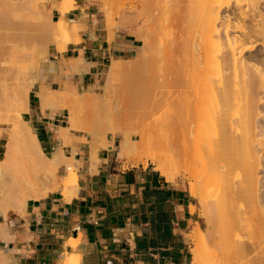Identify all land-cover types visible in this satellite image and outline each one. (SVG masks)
<instances>
[{"label":"bare ground","instance_id":"1","mask_svg":"<svg viewBox=\"0 0 264 264\" xmlns=\"http://www.w3.org/2000/svg\"><path fill=\"white\" fill-rule=\"evenodd\" d=\"M104 2L106 4L104 6H107L108 3ZM161 2L159 15L155 17L159 24L154 27L155 30L159 29V32L152 31V34L155 31L156 35L151 34L144 50L147 62L140 61L133 72L132 80L128 82L131 104L122 106V110L142 109L145 119L143 122L151 119L149 125L144 123L143 126L139 124L138 127H129L131 129L125 127L127 129L121 130L122 126L117 124L115 118V112H121L120 101H109L113 107L106 101L110 106L104 108L105 112L107 110L112 112L111 115L109 112L106 114L108 113L107 116L112 120L113 117L116 119L115 127H120L115 130V133L119 131L121 134L118 158L137 162L151 160L157 164L156 170L165 174L168 180L173 174L181 172L180 169L185 168L186 163L183 164L184 167L181 165L182 168L176 169L177 155L180 153L189 155L188 159L190 158L193 167L191 195L201 198L202 213L209 225L204 231L198 224L191 235L195 243L192 264H264V0H161ZM18 4L14 0H0V124L9 126L4 156L0 159V209L6 214L11 210L25 211L29 203L47 197L50 192L61 188L65 197L75 195L78 192V171L81 168V163L75 157L77 150L73 149L72 156L65 155L62 149L50 155L44 151L37 134L27 120L31 92L25 93V88L30 86L26 84L24 88L20 87L23 86L25 79L22 82L24 77L19 78L22 71L31 73L32 67V73H36L33 68L37 69L30 83L32 90L37 89L44 112L51 107L59 108L61 104L56 101H62L65 96L66 100L74 96L69 93L66 95L62 90L61 95H64L62 100H55L57 92L53 94L54 100L52 99L46 79L51 72L54 73L61 67L53 68L52 64L55 63L47 60L46 56L49 50L47 42L55 34L67 39L73 34L78 37L80 24L66 17L75 6V2L63 0L61 6L54 2L53 8L59 10L61 14L58 23L54 22L52 11L39 12L31 9L32 11L27 12ZM174 10L180 15L176 16V13L172 12ZM171 12L172 18L169 17ZM173 17L176 18L175 23ZM153 20L154 17L151 22ZM173 27L174 29L179 27L180 32L175 31L176 33H173L176 35L171 33L170 37V33H167ZM30 34L36 35L38 40H35V37L34 40L29 38ZM146 34L148 35L147 32ZM144 37L145 35L141 39ZM27 39L35 42L30 43L31 48L27 45ZM61 41L65 43L64 39ZM150 56L152 59H147ZM75 61L77 65L75 63H73L75 66L70 65L76 70H71L72 72L83 74L89 69L88 63L81 61V58ZM125 63L123 60H115L111 71L114 73L125 69L127 66ZM36 65H40L41 71ZM69 68L67 70H70ZM67 70L65 69L66 72ZM192 93L193 100L189 101ZM59 94L60 92L57 95ZM24 95L28 99L24 111H11L14 102ZM93 96L94 94H91L89 96L91 98L86 97L88 108L91 104H96L95 111L103 110L106 99L103 100L104 98L99 96L98 100L102 99L103 105L99 103L101 100L99 102L95 100L94 104L91 99L97 97ZM84 97L79 94L73 97L77 98V101L81 99L78 103L76 101L78 105L75 106V113L81 108L76 114L70 111L75 102L69 100L72 106L67 108L68 122L57 132L58 138L65 145L72 143L70 142L72 133L77 131L85 135L82 139L94 138V132L99 125L98 117L103 115L107 120L105 122L109 124L111 122L110 118L102 114L104 110L101 114L95 113L96 119L91 115L94 111L91 108L88 110L86 108L85 113L79 105ZM185 106L193 108V120H185L180 116L181 110L186 109ZM83 118L84 120L88 118V122L94 118L97 122L93 120L89 124H83ZM102 121L100 126L103 130L105 122ZM152 122L163 124V128L159 127L161 130L164 127L172 130V133L175 130L176 136H173V140L170 138L171 133L168 135L170 142H167L166 146L162 143L164 149H161V146L158 149L156 144L158 140H151L153 136H150V139L147 137L148 127L153 133L151 135L156 134L154 129H151V126H154ZM91 123H94L93 127ZM108 123H105L108 128L104 129L106 132L110 127ZM3 130L5 127H0V135ZM137 131L142 135L139 141L134 138ZM102 144L107 146L105 142ZM143 147L145 149L141 151ZM19 150L38 161L54 163L40 178V182L31 186L21 199L15 197L5 177V170L8 168L9 171L11 167L10 155ZM98 151L92 149V158L95 161H98ZM60 167L64 168L63 178L59 176ZM195 211L196 207L193 206L192 212ZM1 226L2 224L0 229ZM3 229L2 233L7 232L5 230L3 232ZM7 259L0 255L1 263L6 264ZM62 264H82L81 255L66 253Z\"/></svg>","mask_w":264,"mask_h":264},{"label":"crops","instance_id":"2","mask_svg":"<svg viewBox=\"0 0 264 264\" xmlns=\"http://www.w3.org/2000/svg\"><path fill=\"white\" fill-rule=\"evenodd\" d=\"M74 2L66 17L80 24L78 37L71 35L63 50L54 48L50 60L59 68L82 57L89 69L71 76L57 69L47 80L52 90L63 83L70 89L92 90L102 84L115 60L129 58L137 47L126 29L111 32L99 0ZM53 16L59 19V10ZM28 114L45 152L62 149L72 156L73 149L77 150L79 187L69 197L63 195V188L50 192L29 203L26 212L6 214L0 209V224L4 225L0 255L8 258L6 264H62L66 253L81 255L82 264H189L187 236L199 215L197 210L192 212L197 204L187 189L176 180L168 181L150 165L125 168L118 158L120 140L116 136L107 138L98 161L92 158L91 146L81 142V133H72V143L65 145L57 132L66 126L68 112L58 108L44 112L37 91L30 95ZM5 140L3 132L0 155Z\"/></svg>","mask_w":264,"mask_h":264},{"label":"rangeland","instance_id":"3","mask_svg":"<svg viewBox=\"0 0 264 264\" xmlns=\"http://www.w3.org/2000/svg\"><path fill=\"white\" fill-rule=\"evenodd\" d=\"M16 3H19L20 5H22V6H20L19 4V6L20 7H22L21 9H26V11L27 12H30V11H32V10H35V11H47V12H51L52 11V18L54 19V16H53V13H54V11L55 10H57V9H55V8H53V4H54V2L56 3V1L57 0H14ZM103 1V2H102ZM104 1H106L107 3H108V5L107 6H104V5H106L105 4V2ZM99 3L101 4V9H102V11H103V13L105 14V19H106V21H107V24H108V26H109V29L111 28V32H113L114 30H116V29H126L127 30V32L136 40V45H137V47H136V50H135V52L133 53V55H130L129 56V58H127V59H125V60H123V62L127 65V66H125V69H123V70H121V71H119V72H112L111 71V68H112V66H113V63H112V65L110 66V68H108L107 69V72L104 74V77H103V81H102V84L101 85H97L96 87H94L92 90H90V91H85V90H82V89H78L77 87H72V90L70 89V87L67 85V83H63L62 84V87L60 88V89H49V91H51V93H50V95H52L51 97H52V99L54 100V96H53V94L55 95L56 94V92H57V94H58V92H60V94H59V96H60V98H59V96L56 94L55 96H57V98L55 99V100H58V99H63V94L61 95V93H62V90H63V93L65 94L66 93V95H68V93H69V95H74L75 96V94H76V97H77V95L79 94L80 96H82V97H84L83 95H85V97L83 98L84 100L83 101H80V103H79V105L80 106H82V110H84V112H85V110H86V108H87V110L89 109V108H91L92 110H94L93 111V113H91V115H93L94 116V118L96 119L97 117V115L95 114L97 111H95L96 109V102H95V100H97L98 102L101 100V102H99L100 104H102V99H100V100H98V97L100 96V98L102 97V98H104L103 100H105L104 101V103L106 104L107 102H108V104L109 103H111L112 101L113 102H116V101H120V103H121V112H118V113H120V114H118L117 112H115L116 110H113V112H115L116 114H118V115H116L115 113V118L117 119V124L118 125H121L122 127H121V130H122V128H125V127H128V129H131V128H129V127H134V126H136V127H138V125L139 124H142L141 126H143L144 125V123H145V125L149 122V121H151V119H149V121L148 120H146V121H148V122H143V121H145V119L143 118V116H144V114H143V110L142 109H123L122 110V106H125V104L126 105H129V100H130V92H129V90H128V88H127V85H128V82L130 81V80H132V77H133V72H135L136 71V69H137V67H138V65H139V63H140V61H143V60H145V54H144V50H145V47H146V45L148 44V40H150L149 38H151L150 36H152L153 34H155L156 32L155 31H158L159 29H157V30H155V28L154 27H157V25L159 24V23H157V21H155V17H157L158 15H159V11H160V7H161V4H162V2H161V0H99ZM62 5V4H61ZM60 5V6H61ZM27 6H28V8H27ZM25 7V8H24ZM30 7V8H29ZM34 7V8H33ZM104 8H106V9H104ZM177 8V7H176ZM32 9V10H31ZM174 9V8H173ZM179 9V8H178ZM177 9V11H178V13H180V9L178 10ZM183 10V9H182ZM175 11V12H174ZM174 11H172L173 13H176V10H174ZM172 12L170 13V16L169 17H171V15H172ZM108 13H109V15L110 16H108ZM182 13V12H181ZM180 14H178L177 15V13H176V16H179ZM175 16V17H176ZM154 17V20L151 22V19ZM172 18V17H171ZM174 18V17H173ZM176 18H179V17H176ZM176 18H174L175 20H174V22L173 23H175L176 22ZM55 21V23H58L60 20L58 19V18H55L54 19ZM32 21V20H31ZM33 22V21H32ZM113 22V23H112ZM71 25H74L73 23H70ZM151 24V25H150ZM113 26V27H112ZM153 26V27H152ZM152 27V28H151ZM151 28V29H150ZM179 27H175V29H174V27H173V29H170V31L167 33V34H169L170 35V37H172V35H171V33H176V32H180V30L178 29ZM178 29V30H177ZM153 30H155L154 32H153V34H152V31ZM176 31V32H175ZM142 32V33H141ZM144 32H145V34H144ZM146 32L148 33V35L146 34ZM159 32V31H158ZM157 32V33H158ZM31 33V32H30ZM134 33V34H133ZM138 33V34H137ZM173 33V35H176V34H174ZM60 34V33H59ZM137 34V35H136ZM142 34H144L145 35V37L143 38L144 39V42H143V39H141V37L142 36H144V35H142ZM152 34V35H151ZM31 36L29 37V38H34L36 35H32V34H30ZM156 35V34H155ZM168 35V36H169ZM58 34H55L54 36H52V37H50V39H49V41L47 42L48 43V52H47V55L48 56H46V58H47V60H50V57H51V51L54 49V48H57L58 50H61L62 49V47H65V45L71 40V37L69 38V39H67V38H65V37H63V36H59ZM146 36H148V37H146ZM167 36V37H168ZM154 37V36H153ZM157 37H158V35H157ZM64 39V42L65 43H61L62 41L61 40H63ZM154 38H156V37H154ZM169 38V37H168ZM167 38V39H168ZM61 39V40H60ZM146 39V40H145ZM163 39H164V37H163ZM166 39V38H165ZM164 39V40H165ZM34 40V39H33ZM35 40H38L37 39V37H35ZM59 40V41H58ZM153 40V39H152ZM151 40V41H152ZM27 41V45H28V47H30L29 45H31L32 46V44H30L31 42L33 43V41H31L30 42V40H26ZM25 41V42H26ZM40 41V40H39ZM156 41V40H155ZM24 42V43H25ZM58 42V43H57ZM154 42V41H153ZM22 43H23V41H22ZM35 43V42H34ZM33 43V44H34ZM151 43V42H150ZM156 43H158L157 41H156ZM156 43H153L154 45L156 44ZM26 44V43H25ZM153 45V46H154ZM158 44H156V46H157ZM61 47V48H60ZM155 47V46H154ZM154 47H152V48H154ZM31 48V47H30ZM30 50V49H29ZM152 57H154V55L152 56ZM152 57L150 56V57H147V59H152ZM81 61H83V62H85V59H83L82 57H81ZM76 61L75 60H73V61H70V63L68 62V63H65V66L67 65H69L67 68H65V66H60L61 67V69L60 70H67L69 67V69L70 70H67V74H69V76H71L72 74H77V72H72L71 70H75V69H72V66H70V65H73V63H75ZM144 62V61H143ZM145 62H147V60H145ZM54 63V62H53ZM142 63V62H141ZM52 65H54V67L53 68H58V66H57V64L55 63V64H52ZM75 65H77V63H75ZM75 65H73V66H75ZM37 66V68H38V66H39V68H38V70L39 71H41V69H40V65H36ZM59 67V68H60ZM28 67H26V69H27ZM30 68V67H29ZM52 68V70L54 71V69ZM22 69H23V67H22ZM31 70H32V67L30 68ZM30 70V72L32 73V71ZM37 70V69H36ZM36 70H34V68H33V71L34 72H36L37 73V71ZM51 70V71H52ZM55 71H57V70H55ZM54 71V72H55ZM76 71V70H75ZM88 71V70H87ZM23 73H20V75H19V78H21V77H24V78H22V82L24 81V79H25V82H23V86H20V87H23L24 88V85H26L27 84V86H30L29 88L28 87H26L25 88V93L26 92H31L30 93V95H36V91H37V89L36 88H34L33 90L31 89V83H30V79H32L31 77H34L35 75L34 74H36V73H27V71L26 70H24V71H22ZM51 74H52V72H51ZM27 78H29V79H27ZM47 78H49V76L47 77ZM19 80V79H18ZM47 80L48 79H46V82H47ZM20 81V83H21V80H19ZM28 83H30V85H28ZM19 84V83H18ZM22 84V83H21ZM20 85V84H19ZM48 86V85H47ZM19 87V88H20ZM28 88V91L26 90ZM33 88V87H32ZM75 90V92H74V90ZM30 90H32V91H30ZM61 90V91H60ZM23 93H24V91H23ZM24 93V94H25ZM75 93V94H74ZM85 93V94H84ZM87 93H91V94H94V96H96L97 98L96 99H94L93 97V99H91L93 102H94V104L95 105H90V107L88 108V106H87V103H86V97H88V98H91V97H89V96H91V94L90 95H88ZM22 94V93H21ZM105 95V96H104ZM106 95H107V97H106ZM191 95V94H190ZM189 95V96H190ZM23 96V95H22ZM22 96H20L21 98L19 99V100H17V102H14V105H13V107H11L12 109H11V111H14V110H16V111H24V108H25V104H27L28 103V99H26V95H24V97H22ZM74 96H71L72 98H70L69 100L71 101V102H75L74 104H73V106H72V104L70 103V101L69 100H66V96H65V99H63L62 101H56V102H58V104L60 105V107L58 108V109H61V110H66L67 112L69 111L68 109H69V107H70V105L72 106V107H70L72 110H70V111H72V112H74L75 113V110H76V108H75V106L76 105H78L77 103L79 102V100H81V99H78V101H77V98H73ZM104 96V97H103ZM62 97V98H61ZM68 97H70V96H68ZM67 97V98H68ZM79 97V96H78ZM80 98V97H79ZM87 98V100H89ZM40 100V99H39ZM52 100V101H53ZM66 100V101H65ZM75 100V101H74ZM90 100V101H91ZM189 101L191 100H193V93H192V95L190 96V99H188ZM76 101H77V103H76ZM107 101V102H106ZM109 101H111V102H109ZM55 102V101H54ZM88 102V101H87ZM97 102V103H98ZM41 103V102H40ZM90 103V102H89ZM98 103V104H99ZM190 103V102H189ZM193 103V102H192ZM191 103V104H192ZM103 105V110H104V112H105V107H108V106H110V105H112V103L110 104V105ZM131 104V103H130ZM191 104H189L190 106H191ZM68 105V106H67ZM85 106V107H84ZM94 106V108H92ZM189 106V107H190ZM41 107H42V105H41ZM74 107V108H73ZM77 107V106H76ZM112 107H113V105H112ZM186 107V109H183V110H181L182 112H180V116L182 117V119H192L193 120V105H192V107H188L187 108V106H185ZM54 107H51V109H53ZM68 108V109H67ZM105 108V109H104ZM111 108V107H110ZM109 108V109H110ZM73 109H74V111H73ZM81 109V108H80ZM80 109L78 108V110L80 111ZM113 109H115V108H113ZM78 110L76 111V113H78ZM103 110H100V111H98L97 112V114H101V112L103 111ZM91 111V110H90ZM90 111H89V113H90ZM111 111V110H110ZM29 112V111H28ZM87 112V111H86ZM85 112V113H86ZM104 112H102V114H104V115H106V118H110V121L112 122H110V124L108 123V122H105V121H107L105 118H104V116L102 115V116H100V117H98V119L100 120V123H99V120H98V122L97 121H95V119L94 118H92L95 122H97V124H99L98 125V129H97V131H96V128L94 129V131H96V132H94L95 134H94V138H89L88 140L87 139H82L81 141L83 142L84 140H85V143H87V144H89L90 146H91V149H93V148H95L97 151L98 150H100V148L104 145V144H102V142H105V144L106 145H108V140L106 141V139L109 137V138H113V137H115L114 136V134L116 135V134H120L119 133V131L117 132V133H115L116 131L115 130H117L118 128L120 129V127L119 126H117V127H115V120H114V114H112V117H113V120L111 119V117L109 116H107V114H106V112H109V110H107L105 113ZM75 113V114H76ZM80 113V112H79ZM81 113H83L82 111H81ZM110 113H112V112H109V114ZM95 114V115H94ZM69 115V114H68ZM87 115H89L88 113H87ZM111 115V114H110ZM92 116V117H93ZM91 117V116H90ZM103 117V118H102ZM89 118V117H88ZM88 118H85V120H84V118H83V121H82V123L83 124H89V122H92V121H90L89 120V122H88ZM104 120V122L105 123H108V126H110L109 127V130L106 132L105 130H107L108 128H107V125L105 124V126H106V128H104L105 126H104V124H103V130L101 129V127L102 126H100V124L102 125V123L101 122H103L102 120ZM144 119V120H143ZM27 120H29V124H30V126L32 127V129H33V131L36 133V129H35V127L33 126V124L31 123V121H30V117H29V114L27 113ZM67 120H68V118H67ZM87 120V121H86ZM86 121V122H85ZM159 122V121H158ZM157 122V124H153V122H152V125H154L153 127L151 126V129H154V132L156 133V134H158V135H156V134H154V135H151V134H153L151 131H149V127H148V135H147V137H149V139H150V136H153V137H151L152 139V141H154V140H158L157 142H156V144L158 145V149L159 148H161V149H164V145L166 146V143L167 142H170V140H168V139H172L173 140V136H176L175 134L176 133H174L175 132V130H174V134L172 133V130L170 131V129L168 128L167 129V127L165 128L164 127V129H166V130H164V129H159V127H162L163 128V124L161 125V124H159V123H161V122H159L158 123ZM156 123V122H155ZM94 125V123H91V126L93 127V125ZM116 124V125H117ZM148 125H149V123H148ZM95 126H97V125H95ZM0 127H5V130H3L2 132H4L5 133V138H6V140H5V142H4V147L2 148V150H1V152H2V154L0 155V159L1 158H3V156H4V152H5V144H6V142H7V139H8V137H9V131H8V129L7 128H9V126L8 125H3V124H0ZM99 127H100V130H99ZM158 127V128H157ZM117 128V129H116ZM105 129V130H104ZM125 129H127V128H125ZM133 129V128H132ZM137 129V128H136ZM172 129V128H171ZM98 130H99V132H98ZM124 130V129H123ZM133 130H135V129H133ZM156 130H158L157 132H156ZM161 130V131H160ZM167 130H169V131H167ZM104 131L106 132V134L104 133ZM147 131V130H146ZM164 132V134H163V132ZM78 132V131H77ZM102 132V133H101ZM170 132V133H169ZM74 133V132H73ZM78 133H80V132H78ZM96 133L98 134V135H96ZM165 133H166V135H165ZM168 133V134H167ZM171 133H172V136H170V138H168V135H171ZM81 134H83V133H81ZM134 134H135V132H134ZM162 134H163V136H164V138H162ZM96 135V136H95ZM103 135H105V136H103ZM141 132L140 131H137V134H136V136L134 137L135 139H137L138 141L140 140V138H141ZM155 135H156V138L154 139V137H155ZM85 135L83 134V137H84ZM166 136V137H165ZM103 137H104V140L105 141H103ZM119 140H121V134L120 135H117L116 136ZM146 137V136H145ZM160 139H159V138ZM162 139H164L163 141H162ZM167 139V140H166ZM171 140V141H172ZM91 142V143H90ZM107 142V143H106ZM93 143V144H92ZM120 143V142H119ZM155 143V142H154ZM154 143H152V144H154ZM159 143V144H158ZM162 143H165L163 146H162ZM102 145V146H101ZM96 146V147H95ZM152 146V145H151ZM161 146V147H160ZM103 147H105V146H103ZM107 147V146H106ZM153 147H155V145L153 146ZM145 148L143 147L142 149H141V151H143ZM154 149V148H153ZM158 149H156V150H158ZM118 150H119V147H118ZM156 150H152V152L153 151H155L156 152ZM161 151L162 150H160V153H161ZM47 152V151H46ZM99 152V151H98ZM158 152H159V150H158ZM165 151H163V153H164ZM48 154V153H47ZM48 155H50V154H48ZM188 157H189V155L187 156L186 154H183V153H180V154H178L177 155V157H176V159H177V168L176 169H180L179 167H181L182 168V166L184 167V165L183 164H185V168L183 169H180L179 171H181V172H179L178 174L176 173V174H173L169 179H168V181H174V180H176L174 183H180V185L183 187V188H185V189H187V191L191 194V184H190V182H192V179H193V167H192V165L190 164L191 163V161H190V158L188 159ZM9 158V157H8ZM10 158H11V167H9L10 168V170L8 171V168H7V170H5L6 171V183L9 185L10 184V187L12 188V190L14 191V195H15V197H17V199H21L23 196H24V194L25 193H27L28 192V189L31 187V186H34L35 184H38L39 182H40V178L45 174V173H47V171H49L50 169H51V167L53 166V164L54 163H49V162H47V161H38L37 159H35L34 157H32L31 155H29L28 153H25V152H22V151H18V152H14L13 154H12V156L10 155ZM120 161H121V164L125 167V168H128V167H131V166H138V165H144L145 167H147V166H151V167H153V168H157V164H154L151 160H142V161H134V160H131V159H119ZM8 161V160H7ZM148 163H147V162ZM9 162V161H8ZM8 162H6V164L8 163ZM10 163V162H9ZM9 163H8V165H9ZM182 165V166H181ZM187 165V166H186ZM188 167V168H187ZM188 170H189V172H188ZM163 177H165L166 178V175L165 174H163L162 172H160V171H158ZM173 172H175V170H173ZM64 168L63 167H60V170H59V176L60 177H62L63 178V176H64ZM167 179V178H166ZM201 191H202V189H201ZM194 199H195V201H196V210L198 211V215H199V217H197V220H199V222L198 223H196L194 226H193V229H192V232L187 236L188 237V239H189V242H190V261H189V264H192V258H193V249L195 248V243L193 242V240H192V237H191V235L193 234V232H195V230H196V228L200 225L201 227H202V229H204V231H206L208 228H209V225H208V223H207V221H206V219H205V217H204V214L202 213V211H203V204H202V200H201V198L200 197H194ZM199 224V225H198ZM0 264H3V262L1 263L0 262Z\"/></svg>","mask_w":264,"mask_h":264}]
</instances>
